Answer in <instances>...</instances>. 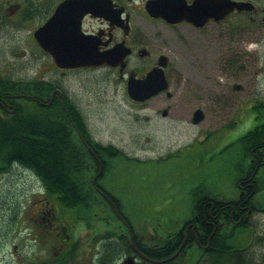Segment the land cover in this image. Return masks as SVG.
I'll return each mask as SVG.
<instances>
[{"label": "flooded vegetation", "instance_id": "1", "mask_svg": "<svg viewBox=\"0 0 264 264\" xmlns=\"http://www.w3.org/2000/svg\"><path fill=\"white\" fill-rule=\"evenodd\" d=\"M233 4L230 10L229 5ZM236 4L247 5L239 10ZM162 17H194L197 21L181 19L169 23ZM200 17L225 18L203 20ZM259 17H264V0H0V86L12 84L11 88H0V148L7 146L4 142L7 134L19 132L33 133L46 142L50 129L58 123L61 126L53 132L68 141L65 102L69 101L80 112L66 85L69 73L111 71L126 87L129 76L144 78L162 63L170 91L173 78H177L171 58L179 55L177 44L183 48L192 46L193 51L211 52L213 36L222 39L227 30L237 36L243 29H257L264 21L260 22ZM43 27L45 32L37 39L36 33ZM102 53L124 55L121 75L120 66L74 64ZM225 58L222 55L221 62L224 60V65L230 67L239 61L238 56L227 62ZM33 70L36 72L30 74ZM52 71L58 80L49 78L48 72ZM21 84L33 86L26 93L25 89H19ZM167 94L160 92L142 103L128 100L141 105L153 100L150 107L158 110L160 101L155 102L156 98L164 96L165 100H171L172 92ZM207 101L206 98L205 105ZM198 108L204 112L199 106L193 112ZM169 111L170 107L162 109L161 118L166 119ZM23 116L30 118L27 126H20L26 122ZM73 125L76 128L74 122ZM80 142L84 144L83 140ZM257 147L254 144L248 148V164L253 167L238 182L236 200L229 204L206 202L201 221L195 218L196 223H188L181 231L167 234H162L159 228L135 230L115 203L99 190L100 206L107 210L105 217L101 215L110 222H92L97 216L85 219L62 205L33 171L13 160L7 167H0V264H175L180 259L184 264H198V259L207 258L211 250H217L212 249L211 235L205 239L207 227L214 223L210 220L222 224L221 218H224L235 225L250 224L252 218L264 211L253 205L255 193L250 195L255 189L252 181L257 174L253 175L257 159L260 164L263 162ZM241 148L238 145L237 160L247 158L244 152L240 155ZM92 154L98 169L100 166L103 170L101 161ZM32 181H38L40 190H27L26 185H32ZM11 193L14 200L9 203ZM29 194L36 196L34 206L23 205ZM1 218H6V222ZM184 240L181 253L165 261L177 252ZM220 243L221 240H216L213 246Z\"/></svg>", "mask_w": 264, "mask_h": 264}, {"label": "rangeland", "instance_id": "2", "mask_svg": "<svg viewBox=\"0 0 264 264\" xmlns=\"http://www.w3.org/2000/svg\"><path fill=\"white\" fill-rule=\"evenodd\" d=\"M262 19L259 17L260 22ZM176 48L179 55H171L177 75L170 84L173 98L167 101L164 96L157 97L158 110L150 107L153 100L146 105L130 102L124 84L115 80L114 73L77 71L66 78L70 96L78 104L91 139L112 145L124 154L113 159L100 183L119 200L135 230L159 228L162 234L181 230L191 218L196 197L192 191L196 188L197 196L221 201L236 199L238 184H234L253 165L247 168L250 155L246 153L243 169L238 172L233 160L239 144L231 153L230 147L224 148L264 123V106L260 103L254 104L253 121L250 125L246 122L254 101L264 103V21L257 29H243L241 35L227 30L222 39L213 36L211 52L193 51L192 46L183 48L178 44ZM222 55L226 62L237 56L239 61L233 67L226 66L224 60L221 62ZM48 75L59 79L53 71ZM198 106L203 107L205 118L192 128L189 121ZM166 107H170L168 117L161 118L160 111ZM29 119L23 116L24 121ZM220 126L226 127L209 133ZM257 177L259 181L263 178L264 186L261 170ZM37 182L26 185L27 190H40ZM13 196L11 193L9 203ZM34 198L29 194L23 205L34 206ZM254 200L259 209L264 208V190ZM91 202L95 215L105 217L107 210L100 203ZM1 221L6 222V218ZM234 225L225 223L220 229L226 231ZM249 226L255 231L253 235L263 236L264 211L252 218ZM252 237L251 231L244 229L232 244L245 247ZM254 250L258 252L256 247Z\"/></svg>", "mask_w": 264, "mask_h": 264}, {"label": "trees", "instance_id": "3", "mask_svg": "<svg viewBox=\"0 0 264 264\" xmlns=\"http://www.w3.org/2000/svg\"><path fill=\"white\" fill-rule=\"evenodd\" d=\"M32 86V84H21L19 89H25V92L28 93ZM1 87L11 88L12 84L1 85L0 88ZM258 103L264 106V103L260 101H258ZM65 108L69 116L66 117L68 118V133H66L68 141L62 140L59 133L53 132L61 126L60 123L50 129L51 134L46 142H44V138L38 137V135H34L33 133L19 132L15 134H7L8 138L4 140L7 146L4 149L0 148V167H7V165L13 160L21 162L25 167L33 171V173L42 181L45 189L51 191V194H56L58 196L57 198L61 201L62 205L71 209L74 213L77 211L75 214L83 215L85 219L96 217V211L91 210L93 205L91 201L94 200V203H97L98 205L100 198L97 193L98 189L99 191L104 192L105 195L115 203L119 213L130 222L123 214L119 200L109 193L100 183L108 172L113 159L121 156V151L114 147H105L92 141L84 119L79 111L76 110L75 106L69 101H66ZM73 122L78 129L79 136L74 132L75 127ZM22 125L27 126L28 121L20 124V126ZM47 126L48 125H46V127ZM82 140H84L91 151L81 144L80 141ZM239 142L242 146V150L239 152L240 155L244 152V157H247L246 153L248 148L255 144L258 146L257 148H259L257 152L260 153L259 155L263 161L264 123L257 125L253 130L247 132L239 139ZM92 153H94L97 158L101 159L103 165L102 173L96 180L95 187L92 186L91 180L93 174L97 175L99 169ZM243 161L240 160L239 163H237L239 165H237L233 160L238 172H241L243 169ZM263 166L264 164H261L259 171L261 170L264 173ZM92 168L94 169L92 170ZM253 181L258 190L257 192L261 191L264 187L263 178L259 181L258 177H255ZM197 191L198 188L192 191V194L196 195V197L191 211V220H189L194 223H196V221L193 220L192 217L197 218L198 222L201 221L202 208L206 202L217 201L215 197L197 196ZM97 218L98 219L96 220L98 221L104 220L108 222V219L103 216H98ZM210 222L214 223L207 227L205 239H207L214 231L215 221L210 220ZM225 222L229 223L226 220ZM216 227L217 229L211 236L210 241L212 249H218L219 251L211 250L207 258L199 260V264H264V235H253L252 242L249 246L239 251L237 250V247L233 246L232 240L242 233L244 229H248L247 224H237L226 231H222L218 224H216ZM201 228L204 232V227ZM252 232H255L254 229H252ZM181 237L182 235H180V240ZM216 240H221L222 244H215L213 246V243ZM255 247L258 252L254 250ZM175 264H184V262L180 259Z\"/></svg>", "mask_w": 264, "mask_h": 264}, {"label": "water", "instance_id": "4", "mask_svg": "<svg viewBox=\"0 0 264 264\" xmlns=\"http://www.w3.org/2000/svg\"><path fill=\"white\" fill-rule=\"evenodd\" d=\"M234 5H229L230 10L233 8ZM237 8H244L245 4H237L235 5ZM165 21L174 23L177 20L185 19L188 22H196L194 21V17H162ZM203 20L206 19H214V20H220L224 17H200ZM44 29L42 28L38 33H37V38L43 35ZM42 47L44 45L40 43ZM123 56L124 55H118V54H95V57L91 56L89 60L87 61H78L75 62L74 64H77L79 66H92V67H99L103 65H112V66H121L123 67ZM163 66V65H162ZM167 89V82L165 80L162 67L160 68H154L151 70L145 78L142 79H136L134 76H129L128 81H127V86H126V91L128 97L135 101V102H143L146 99H149L150 97L158 94L159 92ZM167 95H171L168 93ZM203 118V114L201 110H196L192 122L194 124L199 123ZM181 248L177 251L176 255L179 254Z\"/></svg>", "mask_w": 264, "mask_h": 264}]
</instances>
